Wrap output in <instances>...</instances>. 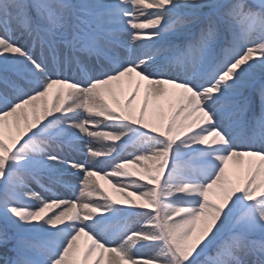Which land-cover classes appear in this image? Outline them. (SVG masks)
Instances as JSON below:
<instances>
[{"label": "snow or ice", "instance_id": "obj_1", "mask_svg": "<svg viewBox=\"0 0 264 264\" xmlns=\"http://www.w3.org/2000/svg\"><path fill=\"white\" fill-rule=\"evenodd\" d=\"M0 262L264 264V0H0Z\"/></svg>", "mask_w": 264, "mask_h": 264}, {"label": "rangeland", "instance_id": "obj_2", "mask_svg": "<svg viewBox=\"0 0 264 264\" xmlns=\"http://www.w3.org/2000/svg\"><path fill=\"white\" fill-rule=\"evenodd\" d=\"M17 36H19V33H17ZM125 38H127V36H125ZM19 42L22 43V44H27V45L31 46V42L28 40L27 36H24L23 38H20V41H19ZM35 52H36V55H39V54H40V49H39V47H37V48L35 49ZM91 143H92L93 147L102 148V147L104 146L103 143H99V144H98V143L95 142V141H93V142H91ZM129 151H131V149H129ZM77 158H78V159H84L83 155H78ZM100 166H104V162H102ZM105 170H109V169H108V168H105ZM96 179L99 180L100 184H101L103 187L106 188V186H109L110 189H112V188H111V185L108 184V182H107V180H106L105 178L97 177ZM32 187H33L35 190L40 191V189H39L34 183L32 184ZM112 190L114 191V189H112ZM60 191H63V189H60ZM94 198H95V197H94Z\"/></svg>", "mask_w": 264, "mask_h": 264}, {"label": "trees", "instance_id": "obj_3", "mask_svg": "<svg viewBox=\"0 0 264 264\" xmlns=\"http://www.w3.org/2000/svg\"><path fill=\"white\" fill-rule=\"evenodd\" d=\"M249 2H251V0H249ZM257 111L259 110L258 107L256 109ZM106 188L109 190L110 194H112L114 196V198H119L118 194L115 193V191H113L112 189H110L109 186H106ZM142 252L146 253L147 255H152L154 254L153 250L151 249H142ZM0 264H2V262H0Z\"/></svg>", "mask_w": 264, "mask_h": 264}]
</instances>
